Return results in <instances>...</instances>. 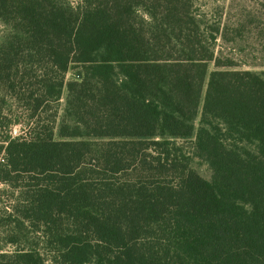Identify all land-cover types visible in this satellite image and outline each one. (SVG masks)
Instances as JSON below:
<instances>
[{"label": "trees", "instance_id": "trees-1", "mask_svg": "<svg viewBox=\"0 0 264 264\" xmlns=\"http://www.w3.org/2000/svg\"><path fill=\"white\" fill-rule=\"evenodd\" d=\"M260 7L0 0V264H264Z\"/></svg>", "mask_w": 264, "mask_h": 264}, {"label": "rangeland", "instance_id": "rangeland-1", "mask_svg": "<svg viewBox=\"0 0 264 264\" xmlns=\"http://www.w3.org/2000/svg\"><path fill=\"white\" fill-rule=\"evenodd\" d=\"M80 0H70L73 5H77ZM195 7L200 13H204L206 17L212 21L226 22L229 20V23L234 22L236 20H244L245 17H242L243 14L247 10H252L254 8H260L263 5L264 8V0H193ZM3 27L0 25V36L2 34ZM231 37V36H230ZM235 40V39H234ZM257 40H255L251 35H242L240 40L231 41H217V49H221L223 53L228 55L238 56L236 58H244L243 55H247L248 58L241 59L245 63V65L241 66L242 68L248 69L250 68L249 65L252 61V55H256L257 52L260 50V45ZM210 69H212V64H210ZM70 74L68 73L66 78L69 77ZM64 97H65V90L63 91L62 98L59 103L54 107L56 111V123L54 127V137L57 138V127L60 121V117L62 115V108L64 105ZM23 113L19 112L17 114V119L19 123H16L11 126L10 134L15 137L21 134H24V128L22 123ZM15 131V134H14ZM2 161V160H0ZM195 168L197 172L205 179H209L210 173L207 167L203 164H195ZM8 191V188L0 183V210L6 209L9 207L10 201L12 200ZM3 243L0 241V246ZM3 250L5 252H12L15 250V247L12 245H6Z\"/></svg>", "mask_w": 264, "mask_h": 264}, {"label": "built area", "instance_id": "built-area-1", "mask_svg": "<svg viewBox=\"0 0 264 264\" xmlns=\"http://www.w3.org/2000/svg\"><path fill=\"white\" fill-rule=\"evenodd\" d=\"M14 134H15V131H14ZM12 136V135H11ZM13 137V136H12Z\"/></svg>", "mask_w": 264, "mask_h": 264}]
</instances>
